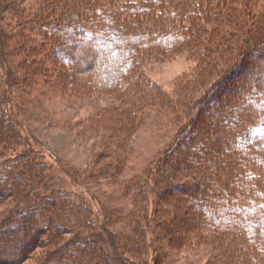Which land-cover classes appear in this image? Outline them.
Instances as JSON below:
<instances>
[{
	"label": "rangeland",
	"instance_id": "374dc122",
	"mask_svg": "<svg viewBox=\"0 0 264 264\" xmlns=\"http://www.w3.org/2000/svg\"><path fill=\"white\" fill-rule=\"evenodd\" d=\"M16 1L22 12L8 9L0 16V91L4 92L7 100L2 112L9 113L19 123L17 130L28 141L26 144L24 141L14 144V149L0 145V162L31 151L34 153L32 158L46 163L49 175L40 193L46 195L58 191L75 206L70 209L71 213L63 214V222L68 225L61 236L66 245L69 241L72 243L67 245V250L72 245L81 257L85 256V245L92 242L88 245L95 248L91 254L99 257L104 253L112 264H119L113 258L116 252L127 264H213L214 256L220 252L218 242L190 240L185 231L180 245L163 232L159 233L163 240L158 241L155 229L159 225L147 229L150 217L156 216L163 226L169 220L177 221L179 212L167 203L159 207L152 189L145 196L144 191L149 190L143 188L145 185L152 187L154 176L166 159L171 162L179 159L174 154L179 140L183 138L186 142H193L196 128L202 122L218 117L220 112H231L238 118L242 112L251 110L255 102L264 104V90L260 99L252 101V94L243 99L247 84L251 87L259 84L260 80L264 81V46L250 50L233 75L220 79L229 62L225 47L238 48L239 43L235 41L239 30L235 32L231 26L218 21L229 13L231 5L239 10L248 7L260 15L264 12V0H163L160 7L153 5L161 11L152 19L139 17L136 20L139 23L134 24L133 17H130L132 26L127 36L121 27L112 26L109 30L112 41L122 37L139 39L138 42H128V52L125 53L127 69L116 80L120 83L115 89H111L115 82L114 62L109 59V51L101 42L104 34L90 29V34L81 35L86 24L77 21L66 43V50H73V67L65 64L63 70L59 69V64L52 62L53 57L49 58L44 65L46 77L32 83L29 74L40 65L33 64L34 58L18 49V37L15 35L20 30L19 26L24 27V23L39 12L45 0ZM184 10L186 17L192 15L209 20L198 21L208 35L204 34L200 41L195 40L189 46L180 45L182 41L175 40L180 33L173 28L178 24V17L173 13ZM196 29L198 31L199 28ZM45 32H48L47 28L42 30ZM156 37L160 45L152 47L150 39ZM45 40L48 41L46 37ZM45 40L39 37L37 47L42 49L43 44L48 45ZM44 48L48 53L46 46ZM135 49H139L136 52L139 58L134 64ZM133 72L137 75L134 81L131 80ZM62 73L66 76L64 79ZM215 83L219 85L215 87ZM235 102L238 105L235 106ZM130 115L137 117L133 123L129 121ZM207 127L210 138L207 139L208 133L200 135L198 140L202 142L197 140L192 147L196 154L199 153L190 162L192 167L203 166L204 159L208 157L216 159L219 155L232 153L239 143L244 148L255 144V150H264L263 124L245 127L238 143L223 138L216 126ZM219 135L222 139L217 142L215 151L206 150L205 143ZM179 146L183 147V153V141ZM206 191L211 194L210 190ZM173 192L183 191L174 188ZM186 196L188 200L190 196ZM36 200L24 199L19 206L30 207ZM14 203L9 197L0 201V264L5 263L4 259L10 261L6 264H40L46 257L45 253L60 244L53 242L46 247L36 246L31 253L11 262L17 249L29 246L24 240L33 232L30 226L26 228L23 239L20 228L13 230V226L6 223ZM209 203L203 202L196 208L207 209L208 212L204 213L209 216L218 215V209L212 207L215 204ZM37 214L43 223V212ZM192 225V230L200 229L198 225ZM40 228H37L39 233ZM108 232L114 242L107 237ZM139 233L143 235L142 241L137 237ZM212 234L218 236L214 232L207 236ZM132 239L135 247L122 242ZM66 245L63 243L62 247Z\"/></svg>",
	"mask_w": 264,
	"mask_h": 264
},
{
	"label": "trees",
	"instance_id": "16d2710c",
	"mask_svg": "<svg viewBox=\"0 0 264 264\" xmlns=\"http://www.w3.org/2000/svg\"><path fill=\"white\" fill-rule=\"evenodd\" d=\"M161 2L163 0H45L39 12L34 13L30 20L24 23V27L19 26L20 30L15 35L18 37L16 42L18 49L34 58L33 64L40 65L37 66L33 73L29 74L32 83L46 77L47 68L44 65L49 58L52 59L53 57L52 62L55 61V63L59 64L57 65L59 69L63 70L65 64L73 67L72 64L75 61L73 50L71 49V52L69 49L66 50L68 47L66 43L72 34V30H74L72 26L77 21L78 23L83 22L86 24V29L80 32L81 35L90 34V29H95L96 32L104 34L101 42L109 51V59L114 62L113 70L115 72L114 76H112L115 78V85L113 84L112 86L111 84L113 87L111 89H115L118 87L117 84L120 83L116 80L127 69L125 64L128 62H125V53L128 52V42H138L139 39L132 40L130 38L127 40L129 37L126 39L122 37L120 40L112 41L109 38V30L112 26L121 27L124 35L126 34L127 36L128 31L131 32L130 26H132L130 17H133L134 24L139 23L136 21L140 19L139 17L150 20L152 17L159 15V11H161L155 6L153 8V5L159 6ZM231 6V10L226 14L227 16L222 15L221 18L219 17L221 20L218 21L219 23L224 22V25L231 26L235 32L239 30V35L236 36L237 40L235 41L239 43V46L235 50L232 48L228 49V46H226L227 48L225 47L229 62L225 65L220 79H226L233 75L242 66L243 59H245L250 50L256 49L259 45L264 46V12L258 15L254 14L248 7L239 10L234 8L233 5ZM8 9H18L19 12L23 10L17 6L16 0H0V16ZM173 15L176 18L178 17L176 19L178 24H175L173 28H175L174 30L177 33H180L179 38H175L177 42L182 41L180 45H192L195 40L198 42L204 34H207L204 27L201 26V22L198 21L205 19L208 22V19L204 17L198 18V16L193 17L192 15L186 17V10L182 13H173ZM194 24H198L196 26L199 28L198 31ZM46 28L48 32L42 33V30ZM65 28L67 31L63 32L62 29ZM242 32H245V34ZM228 34L230 35V33ZM39 37H43L44 40L45 37L48 39V41L45 40L48 45L43 44L42 49L37 47ZM93 37L95 36L93 35ZM92 40L93 38H91ZM150 40L152 47L155 46L154 44L160 45V40L157 37ZM169 42L171 43V41ZM240 43L242 44L240 45ZM134 44L136 45L137 43ZM45 46L48 53L45 52ZM133 51L136 57V52L139 49ZM138 58H135L134 64ZM42 68L45 71H42ZM118 73L119 75H117ZM61 75L62 79L66 77L64 73ZM136 76V73L133 72L131 80H136ZM217 83H215L216 85L214 84L215 87L219 85ZM258 83L250 87V84L245 82L247 85L244 87L243 99L246 98L245 96L248 98L251 94L253 97L252 101L256 100V98L260 99V93L264 90V81L260 80ZM0 87H2L1 84ZM4 96V92L0 91V145H5V148L9 149L21 141L26 144L28 140L22 137V134L17 130L19 123L12 119L9 113L2 112V106L7 104ZM234 105H238L237 102ZM220 113L218 117L208 118L207 121L202 122L196 128V133L192 138L193 142L192 140L186 142V140L181 138L174 149V154L178 155L179 159L174 162L166 159L157 170L154 176L155 183L152 184V187L145 185V188H143V190H146V188L149 190L144 191L145 196L149 195L152 189V193L157 197L159 207L161 204L167 203L177 210V213L179 212L177 221L169 220L163 226L160 225L161 221L157 220L156 216L150 217V225L147 229L159 225L155 229V233L159 235L157 239L160 242L163 240V237L159 234L161 232L165 233V235L167 234L172 240L174 239L173 242L179 245L182 239L185 238L183 237L185 232L190 236V240L197 238L198 240L205 239L200 241L211 242V244L218 242L220 252L214 256L213 264H264V150H255V144L244 148L239 143L237 149L231 151L232 153L219 155L216 159L208 157L204 159L205 164L200 167H192L190 165V162L195 160L196 155L199 154H196L192 148L194 142L198 140V136L208 133L206 135L208 139L211 135L207 125L216 126V129L219 128L222 133L223 138H228L230 141L238 143L239 137L247 126L250 127L254 124L264 125V104L255 102L251 110L247 109V112H242L238 118H235L231 112ZM128 118L131 123L137 119L136 116L132 115L128 116ZM222 136L219 135L218 138L208 140L204 146L206 150L215 151L216 144L222 139ZM181 141L185 144V148L182 149L183 153H181V148L183 147L179 146ZM197 142L201 143L202 140ZM33 154L31 151H25L10 160L0 162V191L2 192V199L9 197L15 202L5 221L11 224V227L13 226V230H19L20 228L23 231V239L26 235V228L30 226L33 229L29 237L24 240L29 246L17 249L16 256L11 258V262L19 260L29 252L31 253L36 246L46 247L55 242L60 244V246L49 250L48 253L46 252V259L43 258L44 261L40 264H112L104 253L99 257L91 254L92 249H95L94 247H89V243L91 244L92 242H88L85 245L84 257L79 256L76 248L72 245L67 250V245L72 243L69 241L70 243L66 245L65 239L61 236L65 233L64 231L68 225L63 222V220L65 221L63 214H66L67 211L70 212V209H74L75 206L71 205V200L63 198L58 191L41 195L40 191L45 184V178L49 175V170L45 162L32 158ZM212 166H215V168H211ZM210 170H212V174H210ZM174 188L183 192L175 193L173 192ZM197 190L200 191L198 194ZM206 190H210L211 194ZM186 195L190 196L188 200ZM29 198L37 200L34 201L32 206L21 208L19 202H24V199L29 201ZM2 199L0 198V201ZM203 202L214 203L215 205L213 204L214 206L212 207L218 209V215L209 216L204 213L207 209L200 206L196 208V205H200ZM38 208L40 209L38 210ZM39 211L43 212V223L40 222L39 216H37ZM55 220L57 221L54 222ZM14 222L15 225H12ZM192 223L198 225L200 229L192 230ZM39 227H41V232L46 228V232L39 233L37 231ZM73 230L74 228L71 231ZM175 231H178V233H175ZM209 232H214L218 236H215V234L207 236ZM46 235L47 237L44 238ZM107 237L114 242L109 232ZM137 237L142 241V233H139ZM32 240L33 242H31ZM122 242L135 247L134 239L130 242ZM63 243L66 245L65 248L62 247ZM143 244L145 245V243ZM159 249L164 253L160 246ZM113 258H116L119 264H127L117 252ZM7 261L10 262L4 259L3 262L5 263L2 264H6Z\"/></svg>",
	"mask_w": 264,
	"mask_h": 264
}]
</instances>
